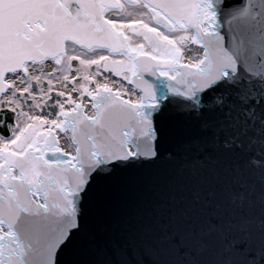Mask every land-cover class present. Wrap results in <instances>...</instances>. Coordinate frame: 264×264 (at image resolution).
<instances>
[{"label":"snow or ice","instance_id":"obj_1","mask_svg":"<svg viewBox=\"0 0 264 264\" xmlns=\"http://www.w3.org/2000/svg\"><path fill=\"white\" fill-rule=\"evenodd\" d=\"M0 264H264V0H0Z\"/></svg>","mask_w":264,"mask_h":264},{"label":"flooded vegetation","instance_id":"obj_2","mask_svg":"<svg viewBox=\"0 0 264 264\" xmlns=\"http://www.w3.org/2000/svg\"><path fill=\"white\" fill-rule=\"evenodd\" d=\"M45 111H51V107L49 106L48 108L45 109Z\"/></svg>","mask_w":264,"mask_h":264},{"label":"water","instance_id":"obj_3","mask_svg":"<svg viewBox=\"0 0 264 264\" xmlns=\"http://www.w3.org/2000/svg\"><path fill=\"white\" fill-rule=\"evenodd\" d=\"M153 79H155V78H153Z\"/></svg>","mask_w":264,"mask_h":264}]
</instances>
